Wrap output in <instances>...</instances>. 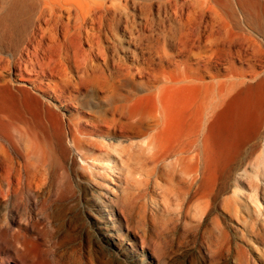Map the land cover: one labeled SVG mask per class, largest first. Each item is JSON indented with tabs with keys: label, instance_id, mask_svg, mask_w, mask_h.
Listing matches in <instances>:
<instances>
[{
	"label": "bare ground",
	"instance_id": "obj_1",
	"mask_svg": "<svg viewBox=\"0 0 264 264\" xmlns=\"http://www.w3.org/2000/svg\"><path fill=\"white\" fill-rule=\"evenodd\" d=\"M165 3L179 18V25L169 34L177 41L176 53H166L168 64L151 72L147 94L139 102L119 99L114 73L108 74L99 64L104 61L110 70L99 29L107 23L113 27L108 14L124 5L115 0H0V74L13 64L17 78L0 82V210L7 211L10 219L0 225V264L12 260L19 264H94L93 254L83 247L79 255L77 250L66 252L58 247L45 250L35 238L32 221L16 223V208L24 202L26 206L42 203L44 208L54 186L61 201L74 198L77 192L90 198L102 210L101 218L110 228L106 234L114 245L129 241L133 251L142 247L144 260L154 263L149 256L152 248L129 228L131 215L126 205L130 202L124 206L110 189L99 188L104 178L94 172L84 177L76 168L77 155L86 160L108 153L107 141L118 139L141 140L146 189L157 191L156 198L160 191L169 195L166 201L172 196L186 208L197 204L201 222L218 210L215 224L219 232L196 237L192 264H264V72L258 66L264 51L259 45L254 48L250 37L232 32L224 19L226 12L236 22L241 15L247 16L264 37V7L254 0ZM42 25L47 27L51 44L40 49L34 43L35 28L44 37ZM59 28L65 39L72 34L85 37L91 48L98 39L101 51H55ZM36 80L42 82L40 91L56 97L60 109L87 89L108 109L65 116L50 106L52 100L30 97L26 86H36ZM259 147L262 153L254 156L252 173L244 171L236 179L237 191L250 192L252 201L235 192L233 201L219 206L231 167ZM146 211H142L143 219L149 226L160 227L157 217ZM224 219L242 225L237 231L240 238L222 227ZM46 220L49 224L50 216ZM228 227L233 229V225Z\"/></svg>",
	"mask_w": 264,
	"mask_h": 264
},
{
	"label": "rangeland",
	"instance_id": "obj_2",
	"mask_svg": "<svg viewBox=\"0 0 264 264\" xmlns=\"http://www.w3.org/2000/svg\"><path fill=\"white\" fill-rule=\"evenodd\" d=\"M115 1L121 3L124 7L118 10L111 9L108 14L110 21H113V27L107 23L103 30L99 29L101 49L108 56L110 70L106 68L107 65L104 61H99V64L102 65V68L108 74L114 73L117 79L116 85L118 84L117 93L119 99L142 102L147 94V82L151 79V72L159 69L162 64H168L166 53H170V55H175L176 53L177 41L169 37V34L174 26L179 25V18L173 8L168 3H165L167 0ZM254 1H256L257 6L264 7V0ZM241 18H243L242 21ZM241 18L236 22L228 12L224 14V19L232 32L250 37L255 42L254 48L259 45L264 51V37L259 29L251 23L252 21L247 16L241 15ZM42 27L45 29L44 37L41 36V30L37 27L35 28L37 40L34 43L40 49L46 48L47 45L51 44L50 34L46 31L47 27L45 25H42ZM55 33L56 35L58 34L57 43L59 46L55 51L59 53L69 52L74 54L75 52L83 51L88 53L94 52L96 54L101 51L97 45L98 39H96V47L91 48V42H88L85 37L72 34L71 37L68 36L65 39L60 28ZM9 60H11V63L13 62L12 58H9ZM258 66L259 68L261 66L260 69L264 72V58ZM139 69H143L144 75H140L143 74V71L138 74ZM14 72V65L12 64L11 70H6L3 74H0V82L3 80L16 81L17 78L14 76ZM45 81V87H47ZM41 83L40 80H36V86L33 83L27 84L26 88H29L32 92L30 97L35 96L37 99L44 100L45 102L52 100L53 102L50 103V106L55 111L60 110L65 116L70 117L92 111L105 113L108 109L106 105L98 101L92 89H87L76 101L68 102L60 109L58 108L60 107V103L56 101L54 95L46 94L39 90ZM107 144L111 146L108 149V153H99L94 157L88 156L86 160L77 155L78 157L75 160L76 168L84 174V177L94 172L100 179L104 178L101 180L99 187L101 190L110 189L114 193L115 199L119 198L124 206L128 201L131 203H127L128 205H126L131 215L129 228L132 235L135 232L138 236H142L141 240L145 245L152 248L149 256L155 260L153 264H192L191 256L196 254L197 249L196 237L205 236L208 233L217 234L219 232V226L215 224L218 210L215 209L214 215L208 218L209 220L205 221L203 219L201 222L199 220L200 211L196 207L197 204L193 203L189 208H186L185 205L180 204L181 202L174 199L175 197L172 198V196L166 201V195L168 194L160 191H158L160 194L156 198L154 193L156 194L157 191L155 192L152 189L149 192L146 189V170L140 155L141 140H108ZM261 150V147H259V149L243 155L239 158L240 160L236 161L233 165L234 167H231V171H229L225 179V185H228V187L224 186V190L220 194L219 206L223 207L225 203L233 201L235 192L246 200L250 201L252 199L250 192L246 190L237 191L236 179H241L240 175L244 171L252 173L253 167L250 165H252V160L255 157L259 154L261 155ZM161 193L164 194L163 197L165 196V198L162 197ZM135 198H137L135 200L136 203H132ZM48 199L49 204H46L44 208H42V203L26 206V202H24L25 204L20 208H16L17 210L15 211V213L18 212V217L15 216V219H17L16 223L22 225L24 224L22 222L25 220L32 221L35 238L45 250L50 252L58 247L66 252L77 250V255H79L78 250L83 247L86 252L93 254L94 264L151 263L150 260H144L143 254L140 253V251L142 252V247L137 252L133 251L130 246L131 243H128L129 241H125L123 246L114 245V240L112 239V242L108 238L109 235L106 234L110 228L105 225V220L101 218L100 212L102 210L95 204L90 203V198H86L85 195L77 192L74 198L68 201H61L58 197L56 186H54ZM169 199L174 200L170 201ZM150 200H154L155 202H151ZM148 208L151 209L149 210ZM143 209L144 211L147 210L146 212L149 211L150 213L148 212V214L153 215L154 218L157 217L155 220L158 221L160 227L159 225L154 228L149 226L146 219H143ZM181 210L184 213L180 214ZM7 214V211L0 210V225H5L10 221L9 217H6ZM48 216H50L51 220L49 224L46 220ZM188 216L190 217L187 218ZM177 219L179 222H177ZM221 225L233 234V237H241L237 233V231L243 228L241 224L237 227L234 223L224 219L221 220ZM229 225H233L232 230L228 227ZM141 232L144 233L142 234ZM154 232H156L155 235ZM251 245L256 249L257 246L252 242ZM158 257L162 258V262L158 261ZM214 263L219 264L217 262L204 264ZM10 264H19V262L12 260ZM68 264L87 263L85 261H77L76 263L70 262Z\"/></svg>",
	"mask_w": 264,
	"mask_h": 264
}]
</instances>
